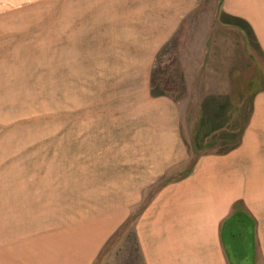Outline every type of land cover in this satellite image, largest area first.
Here are the masks:
<instances>
[{
    "label": "rangeland",
    "instance_id": "rangeland-1",
    "mask_svg": "<svg viewBox=\"0 0 264 264\" xmlns=\"http://www.w3.org/2000/svg\"><path fill=\"white\" fill-rule=\"evenodd\" d=\"M223 2L198 0L153 61L145 62L142 41L134 37L136 28L150 22L145 0H0V241H12L14 232L25 237L49 230L45 223L39 227L41 213L56 214L60 222L77 216L79 231L110 227L125 205L134 204L135 162L149 172L162 161L150 158L151 147L160 145L157 137L145 144L135 143V135L151 131L146 122L172 106L167 98L176 101L173 119L181 122L186 147L195 151L187 166L198 152L224 151L237 142L250 94L264 89V0H243L244 12L254 10L250 22L226 13ZM216 20L218 36L235 40L218 47V54L230 55L218 59V89L230 93L202 97L194 74L205 66L216 69L206 60ZM159 95L165 102L150 108V96ZM204 111L216 126L206 137L197 126ZM155 121L158 136L166 126L155 127ZM122 151L132 152L130 158L122 159ZM179 164L155 185L186 168ZM151 189L142 191L143 206ZM136 213L121 216L92 264H144L134 234ZM234 223L244 228L238 226L240 236L225 242L228 263L264 264L261 240L244 235L245 217Z\"/></svg>",
    "mask_w": 264,
    "mask_h": 264
},
{
    "label": "crops",
    "instance_id": "crops-1",
    "mask_svg": "<svg viewBox=\"0 0 264 264\" xmlns=\"http://www.w3.org/2000/svg\"><path fill=\"white\" fill-rule=\"evenodd\" d=\"M197 1L145 0V4L149 6L143 7L144 18L145 21L150 20L146 21L149 26L136 28L134 32V37L139 42L142 41L140 48L146 56L145 62L153 61L160 47L174 35L179 24L194 9ZM243 3V0L236 2L224 0L222 9L226 13L241 16L249 21L254 10L251 8L249 13L245 9L244 12ZM140 19L143 21V15H140ZM210 34V38H207L209 49L206 60L215 63L216 69L205 66L203 71L194 74L198 82L197 90L200 93L204 91L202 97L208 94L228 95L229 90L218 89V59L220 57V62H225L224 57L230 55L224 50L218 54V47L231 46L235 40H224L222 36H218V20L210 27ZM226 62H230V59L227 58ZM226 72L227 70L220 73L223 76ZM207 80L215 82L210 83ZM149 99L148 106L151 108L152 105H161L166 97L150 96ZM166 100L168 104L172 103V106L158 109V115L162 113L161 117L156 121L151 118L146 122L151 131L141 138L139 134L135 135V143L145 144L153 143L157 137L160 145L156 148L151 147L150 158L162 161L155 165L156 169L150 168L149 172L143 171L142 163L139 169L138 162H135L137 167L134 178L136 190L134 206L130 203L119 209V219L112 218V225L102 227L99 233L95 228L87 230L81 228L79 231L77 216L75 221L60 222L58 218L56 220V214L47 216L48 214L41 213L39 227L41 223H45L49 230H40L37 236L28 234L33 236L25 237L14 232L12 237L9 236L12 241H0V264H19L21 261L29 264H92L103 241L110 236L108 234L114 233L121 216H123L121 220L130 217L134 209L137 210L134 234L144 264H229L222 241L221 224L232 214L237 203L243 205V210L252 216L253 238L258 237L264 249V89L250 94L249 116L244 122L237 142L224 151L198 152L195 161L189 166L186 160L190 159L195 151L186 147L178 129L181 122L173 119L176 118L175 114L178 111L176 101L172 102L168 98ZM199 109L209 111L211 108L197 106L196 110ZM204 115L197 126L198 130L204 129L203 134L206 137L216 126L209 125L205 111ZM154 121L155 127L166 126L158 136L153 128ZM191 130L193 132L194 123ZM142 131L144 129H141ZM139 147L141 149L143 146H136V149ZM131 153L122 151L120 157L128 159ZM146 156L145 153L142 157ZM135 158L141 159L137 152ZM178 164L179 167L186 168L183 171L179 169L178 176L175 174L174 179L155 185L165 172L168 173L172 165L176 167ZM150 186L151 196L143 206L140 204L142 191L146 192ZM45 217L51 218L50 224L45 220L40 222ZM68 217L71 218V215ZM230 256L233 260V256Z\"/></svg>",
    "mask_w": 264,
    "mask_h": 264
},
{
    "label": "trees",
    "instance_id": "trees-1",
    "mask_svg": "<svg viewBox=\"0 0 264 264\" xmlns=\"http://www.w3.org/2000/svg\"><path fill=\"white\" fill-rule=\"evenodd\" d=\"M246 23V22H245ZM248 28H249V32H251L249 25L247 24ZM243 210V209H242ZM242 210H238V208H234V211L232 212V214L230 216H228L223 223L221 224V235H222V241L225 245L226 240L232 239V238H236L239 237L240 235H238L236 233V230L238 228V226H240L241 228H244L243 224H239L238 223H234L236 219L240 218V217H245V236L247 237H251L252 234V227L254 224V221L252 219V216H250L246 211H242ZM242 228V229H243Z\"/></svg>",
    "mask_w": 264,
    "mask_h": 264
}]
</instances>
